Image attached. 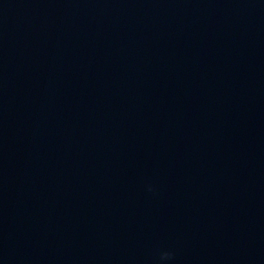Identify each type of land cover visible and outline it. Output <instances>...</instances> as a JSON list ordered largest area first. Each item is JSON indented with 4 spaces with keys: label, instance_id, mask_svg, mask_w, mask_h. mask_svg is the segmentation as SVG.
Here are the masks:
<instances>
[{
    "label": "water",
    "instance_id": "1",
    "mask_svg": "<svg viewBox=\"0 0 264 264\" xmlns=\"http://www.w3.org/2000/svg\"><path fill=\"white\" fill-rule=\"evenodd\" d=\"M0 264H264V0H0Z\"/></svg>",
    "mask_w": 264,
    "mask_h": 264
},
{
    "label": "clouds",
    "instance_id": "2",
    "mask_svg": "<svg viewBox=\"0 0 264 264\" xmlns=\"http://www.w3.org/2000/svg\"><path fill=\"white\" fill-rule=\"evenodd\" d=\"M171 257H172V253L169 251H163L161 253V260L162 261H167V260L171 259Z\"/></svg>",
    "mask_w": 264,
    "mask_h": 264
}]
</instances>
